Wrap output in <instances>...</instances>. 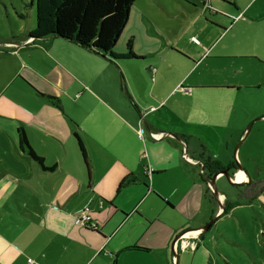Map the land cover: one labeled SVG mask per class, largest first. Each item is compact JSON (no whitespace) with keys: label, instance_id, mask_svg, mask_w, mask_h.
I'll return each instance as SVG.
<instances>
[{"label":"crops","instance_id":"1","mask_svg":"<svg viewBox=\"0 0 264 264\" xmlns=\"http://www.w3.org/2000/svg\"><path fill=\"white\" fill-rule=\"evenodd\" d=\"M138 1L115 46L133 39L136 57L32 36L36 20L0 34V264H205L206 231L193 230L221 205L204 162L240 159L252 118L239 96L256 87L216 58L264 47V0ZM86 206L94 226L75 222Z\"/></svg>","mask_w":264,"mask_h":264},{"label":"rangeland","instance_id":"2","mask_svg":"<svg viewBox=\"0 0 264 264\" xmlns=\"http://www.w3.org/2000/svg\"><path fill=\"white\" fill-rule=\"evenodd\" d=\"M140 2L141 0L136 3L138 7ZM217 18L221 20L224 16L219 14ZM35 20L36 0H0V34L6 35L18 28L29 29L30 26H34L32 24ZM226 24L229 27L231 24L235 25V22L228 21ZM237 25L235 31L238 32L240 23ZM35 28L36 25L33 29ZM181 37L186 39L185 42L188 45L199 40L195 33L190 31L181 32ZM230 42L232 43L234 40ZM223 43H229V38L222 40L220 45ZM244 44H248V42H244ZM220 48L225 54H229V57L216 58L217 63H232L236 67L240 66L238 69L242 70L243 79L256 86L244 88L240 93L239 99L242 100V107H240L243 108V113H246V118H252L246 129L253 125L248 137L242 140L237 149L240 159H237L234 153L231 155L234 161L244 166L251 176V180L243 171L247 179L240 180L242 182L240 187L231 183L225 175L218 181L219 191L223 183L224 188L230 192L225 193L226 196L229 197L231 203L237 205H234L232 212L217 219L212 227L205 232V239L199 240V244L200 247H205V264H264V117H258L264 113V81L254 78L256 65L261 66L258 56L264 57V47L260 49L256 47ZM252 54L254 57H251ZM2 75L3 71L0 70V81ZM257 81L260 83L258 84ZM231 170L241 171L236 164ZM239 189H242L243 195ZM220 199L224 201V197L220 196ZM192 226L195 225H191L190 228H193ZM193 231L197 232V230ZM196 246V244H191L187 247L195 249Z\"/></svg>","mask_w":264,"mask_h":264},{"label":"trees","instance_id":"3","mask_svg":"<svg viewBox=\"0 0 264 264\" xmlns=\"http://www.w3.org/2000/svg\"><path fill=\"white\" fill-rule=\"evenodd\" d=\"M135 0H36V28L32 36H61L90 47L98 52L112 56L136 57L133 51V39L128 41V52L117 54L115 46L129 20L131 7ZM210 9V8H209ZM21 139L28 143L21 129ZM31 154L41 161L32 149ZM236 162L227 167L233 168ZM213 173L226 166L216 159H205L204 168ZM238 187L241 183L236 184ZM210 191L211 188L209 186ZM227 213L230 201L225 199Z\"/></svg>","mask_w":264,"mask_h":264},{"label":"water","instance_id":"4","mask_svg":"<svg viewBox=\"0 0 264 264\" xmlns=\"http://www.w3.org/2000/svg\"><path fill=\"white\" fill-rule=\"evenodd\" d=\"M252 125H250V127H248V129H246V132H245L244 136L240 139V141L238 142V144L235 147V152H237V149L240 146V143L242 142V140H244L245 136L249 133ZM236 166L238 167L239 170H244L245 173L248 175L249 180H251V176L245 170L243 165H241L240 163L236 162ZM230 170H231V167H226L225 169H222V170H219V171H216V172H213V173H209V176H208L207 179H208L209 185L211 187V190L213 192V195L220 202L221 210L212 219H210V221H208L204 226H202L200 229H197L198 230L197 233H199L202 230L207 231L217 221V219L221 216V214L225 211V202L221 201V199H220L221 195H220V191H219L218 185H217V177L220 176V175H225L226 177H228L229 181L231 183H233V184L242 183L240 180L236 179V177H235L236 172L235 171L231 172ZM182 235H183V233H180L179 235H177V237L175 238L174 243L172 245L173 251L175 252L176 256H177V251H175V242L179 238H181ZM176 261H178V259H176ZM176 261H175V264H178V262H176Z\"/></svg>","mask_w":264,"mask_h":264},{"label":"built area","instance_id":"5","mask_svg":"<svg viewBox=\"0 0 264 264\" xmlns=\"http://www.w3.org/2000/svg\"><path fill=\"white\" fill-rule=\"evenodd\" d=\"M211 5V0H204V8H213L210 7ZM242 15L234 16L235 19L240 18ZM155 107H152V109ZM153 135L156 138L162 137L163 133H153ZM151 171V169H150ZM75 222L80 225H88V226H94V223L92 221V216L90 212V207L86 206L84 207L76 216H75ZM198 232V231H197ZM28 261L31 263L32 258H29ZM29 263V264H30Z\"/></svg>","mask_w":264,"mask_h":264},{"label":"bare ground","instance_id":"6","mask_svg":"<svg viewBox=\"0 0 264 264\" xmlns=\"http://www.w3.org/2000/svg\"><path fill=\"white\" fill-rule=\"evenodd\" d=\"M244 170L238 171L237 174L235 175L237 180H243V179H247L246 174L243 172Z\"/></svg>","mask_w":264,"mask_h":264}]
</instances>
